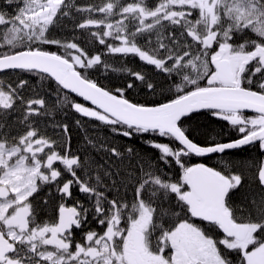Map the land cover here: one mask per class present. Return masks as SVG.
<instances>
[{"label":"snow or ice","instance_id":"6c2138e0","mask_svg":"<svg viewBox=\"0 0 264 264\" xmlns=\"http://www.w3.org/2000/svg\"><path fill=\"white\" fill-rule=\"evenodd\" d=\"M6 2L9 7L15 3L16 11H0V72L20 70L53 79L57 106L68 104L83 118L113 126V131L123 126L124 136L153 132L169 138L178 147L150 143L159 159L174 161L181 174L167 178L146 162L123 175L112 166L91 167L72 152L67 124L53 125L61 138L41 130L38 121L55 114L44 96L27 80L15 85L0 80V264H264V161L255 166L259 191L245 197L247 208L233 206L232 194L245 177L230 170L229 162H223V170L184 162L189 155L224 154L257 142L264 149V0ZM68 24L81 35H51ZM81 42H98L105 52L90 54ZM51 45L62 51L43 47ZM117 54L178 76L180 82L169 86L174 97L153 104L126 98L135 81L153 93L156 85L141 72L113 69L103 59ZM97 67L127 72L132 80L126 88L109 90L88 75ZM70 93L92 106L69 99ZM200 110L228 122L239 138L196 143L184 120ZM16 112V124L24 130L13 135L8 118ZM104 150L124 156L115 147ZM65 174L70 178L64 179ZM45 186L54 187L61 202L53 219L39 221L33 200ZM74 187L91 202V209L79 201L67 203ZM90 212L103 231L88 230L76 240L74 233L84 227ZM193 218L221 237L209 234Z\"/></svg>","mask_w":264,"mask_h":264},{"label":"trees","instance_id":"16d2710c","mask_svg":"<svg viewBox=\"0 0 264 264\" xmlns=\"http://www.w3.org/2000/svg\"><path fill=\"white\" fill-rule=\"evenodd\" d=\"M5 1V0H1ZM102 0H80L78 3H101ZM148 2L154 3L155 0H148ZM0 5V11H1ZM66 23V22H65ZM3 27V26H0ZM72 25L68 24L66 27L58 26L51 31V35L55 38H71L72 35L80 36L81 33L76 31L72 32ZM248 38H254L249 36ZM111 41V38H109ZM237 42H241V38H236ZM143 44V40L139 41ZM81 46L89 50L90 54L96 52H105V47L99 45L98 42L86 45L81 42ZM50 51H62L54 45L43 46ZM103 59L106 63L111 65L113 69L129 68L135 72H141L146 78L156 85L155 93L148 90L139 81L134 82L132 89H126L125 96L129 100L135 103L153 104L166 102L167 99L173 98L175 95L174 87L172 91H169V86L175 83H179L178 76L169 77L163 73L158 72L152 66H148L141 62L137 57L128 56L123 57L117 55H104ZM88 75L90 78L97 80L102 86L109 90L115 91L117 88H126V84L132 80L127 72L122 71H107L101 67H97L89 70ZM27 80L31 88H34L40 95L44 96L48 105L54 108L55 114L51 117L43 118L38 121L42 131L48 136L53 138H61L63 134L59 128H55L54 124H67L68 135L71 137L70 144L71 150L74 153H79L85 161H87L91 167L96 165H104L105 167L112 166L115 169L121 170V175L124 171H134L136 166L141 163L151 164L158 173H162L165 177L173 180L177 179L181 174V169L173 162L165 163L159 159L160 153L158 150L151 146L150 142L169 143L173 147L178 145L171 141L169 138L160 137L158 133H134L131 136H124L121 132L124 130L123 126H116L117 131H113V126L105 125L102 122L96 121L91 118H83L80 114L76 113L68 104L56 105V91L57 85L51 78L41 80L39 75L35 72L26 73L20 70H9L0 73V80L10 82L15 85L19 80ZM66 91V90H65ZM25 95H30V92L26 89ZM63 96V93H61ZM69 99L76 102L84 103L83 100L73 94H69ZM246 115H254V113H245ZM20 113H13L8 118L9 123L13 125L11 132L13 135L22 132L24 129L21 125L16 124ZM79 120L78 125L76 121ZM184 126L189 130L190 138L195 142L208 145L212 143L227 142L238 139L240 134L231 127L228 122L223 121L217 117L211 115L209 110L193 113L190 117L184 120ZM88 140L93 143L88 144ZM104 145V149L115 147L121 153L124 154L123 158H116L109 152L102 149L100 146ZM131 148L132 153H128L127 150ZM224 161L229 162L232 165L230 170L241 172L244 177L243 186L232 194V203L236 208H247L248 201L245 197L251 198L259 191L258 183L255 179L256 165L260 161H264V149L259 147V143L242 147L235 150L226 151L224 154H213L207 157H199L196 155H189L184 157L186 165H193L197 163H205L212 167L222 168ZM78 175L81 173L78 172ZM64 179L70 178L67 174ZM109 198L113 197V193H109ZM122 191L120 196H124ZM132 190H127V199L131 200ZM47 200V204L43 201ZM77 201L83 203L85 207L91 209V202L81 194L77 188H73V197L67 201L69 205L75 204ZM60 197L55 191V188L49 189L47 186L41 189L39 194L33 200V203L37 209L39 221L50 220L55 217L56 208L60 203ZM239 214V213H238ZM194 223L205 228V230L214 237L220 238L221 233L213 227L207 225L205 222L199 219L193 218ZM88 230H95L102 232L103 227L98 225L96 220L93 219L91 212L88 217L87 223L81 230L75 231V239L80 240L82 233ZM235 261V256L232 257Z\"/></svg>","mask_w":264,"mask_h":264},{"label":"rangeland","instance_id":"374dc122","mask_svg":"<svg viewBox=\"0 0 264 264\" xmlns=\"http://www.w3.org/2000/svg\"><path fill=\"white\" fill-rule=\"evenodd\" d=\"M80 0H78L79 2ZM0 5L2 6L1 7V11H4V12H7L8 14L12 15V14H15V11H16V4L13 3L11 7H9L7 5V2L6 0L5 1H1L0 0Z\"/></svg>","mask_w":264,"mask_h":264},{"label":"water","instance_id":"95a60500","mask_svg":"<svg viewBox=\"0 0 264 264\" xmlns=\"http://www.w3.org/2000/svg\"><path fill=\"white\" fill-rule=\"evenodd\" d=\"M1 73V72H0ZM67 91V90H66ZM71 94H73V95H75V96H77L75 93H71ZM78 97V96H77ZM78 98H80L81 100H83L85 103H87L88 105H90V106H92L91 105V102L90 101H85L82 97H78ZM94 107V106H93ZM200 111H204V110H200ZM200 111H198V112H200ZM195 113H197V112H195ZM246 113H253L251 110H246ZM193 114V113H192ZM236 140V139H235ZM231 141H233V140H231ZM231 141H227V142H231ZM227 142H220V143H227ZM197 143V142H196ZM199 144V143H198ZM202 145V144H201ZM203 146V145H202ZM249 146V145H248ZM243 147H246V146H243ZM242 148V147H241ZM233 150H235V149H233ZM226 151H229V150H226ZM211 155H213V154H210V155H208V156H211ZM199 157H201V156H199ZM204 157H207V156H204ZM205 164V163H204ZM207 165V164H206ZM196 219H198V218H196Z\"/></svg>","mask_w":264,"mask_h":264}]
</instances>
